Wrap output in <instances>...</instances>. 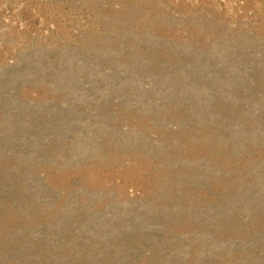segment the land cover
<instances>
[{
    "label": "rangeland",
    "instance_id": "obj_1",
    "mask_svg": "<svg viewBox=\"0 0 264 264\" xmlns=\"http://www.w3.org/2000/svg\"><path fill=\"white\" fill-rule=\"evenodd\" d=\"M0 264H264V0H0Z\"/></svg>",
    "mask_w": 264,
    "mask_h": 264
}]
</instances>
